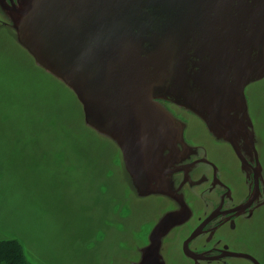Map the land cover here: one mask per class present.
Listing matches in <instances>:
<instances>
[{
	"label": "water",
	"instance_id": "95a60500",
	"mask_svg": "<svg viewBox=\"0 0 264 264\" xmlns=\"http://www.w3.org/2000/svg\"><path fill=\"white\" fill-rule=\"evenodd\" d=\"M21 14L24 46L41 68L66 75L88 121L119 146L136 193L146 194L129 165L145 171L137 154L148 141L161 153L174 121L155 99L191 110L234 149L226 116L240 107L253 143L244 87L264 70V0H31ZM83 84L90 88L82 92ZM174 221L166 216L153 228L136 264L161 261L160 232Z\"/></svg>",
	"mask_w": 264,
	"mask_h": 264
},
{
	"label": "rangeland",
	"instance_id": "374dc122",
	"mask_svg": "<svg viewBox=\"0 0 264 264\" xmlns=\"http://www.w3.org/2000/svg\"><path fill=\"white\" fill-rule=\"evenodd\" d=\"M3 4L0 35L6 45L0 58H13L9 47L15 44L22 47L23 53L15 50L25 62L15 64L12 74L8 68L0 70V243L13 245L21 264H98L97 259L99 264H136L161 203L152 205L135 193L116 141L88 121L66 75L41 68L24 46L18 25L26 1ZM46 84L67 94L79 121L71 122L75 114L65 109L63 97L62 107L51 110L50 98L35 93ZM82 87V92L90 88ZM244 93L264 171V70ZM166 102L176 108L174 113L159 106L167 119L186 120L188 135L213 143L199 116ZM177 129L173 134L182 136ZM253 216L255 226L246 231L249 249L264 264V206ZM162 258L164 264H188L180 248Z\"/></svg>",
	"mask_w": 264,
	"mask_h": 264
},
{
	"label": "flooded vegetation",
	"instance_id": "af4514ba",
	"mask_svg": "<svg viewBox=\"0 0 264 264\" xmlns=\"http://www.w3.org/2000/svg\"><path fill=\"white\" fill-rule=\"evenodd\" d=\"M155 102L176 113V108L168 102ZM241 115L239 107L229 110L226 116L234 125L231 139L236 149L226 139H215L208 130L213 143L199 142L195 135L187 134L186 120L178 118L167 128L166 143L161 153L150 152L153 142L148 141L145 155L137 154V157L141 156V165L146 166L145 171H135L129 165L139 191L146 193L144 196L137 193L138 196L146 198L152 205L161 203L160 208L155 209L157 219L152 228L166 216L175 219L174 225L160 232L159 255L162 262L164 255L180 248L188 264H261L255 251L249 249L246 231L255 226L254 212L264 206L263 162L254 140L251 143L248 131L241 123ZM175 126L177 130H183L182 136L173 134ZM122 162L132 184L123 158ZM255 187L258 195L254 198ZM134 190L137 192L136 188ZM193 233L196 235L189 240ZM186 249L200 257L194 260L186 256ZM226 251L247 254L258 263L225 254ZM141 256L142 251L140 259ZM161 261L158 258L157 264Z\"/></svg>",
	"mask_w": 264,
	"mask_h": 264
},
{
	"label": "bare ground",
	"instance_id": "6f19581e",
	"mask_svg": "<svg viewBox=\"0 0 264 264\" xmlns=\"http://www.w3.org/2000/svg\"><path fill=\"white\" fill-rule=\"evenodd\" d=\"M27 3H29L31 0H25ZM5 36L4 35H0V52L5 49V45H6V41L4 40ZM15 45V44H13ZM13 45L11 44L10 45V52H11V55L13 58H10V59H2L0 58V70L4 69V68H8L10 70V73H11V70H16L15 69V64H20L21 66L23 65V63L25 62L23 57L15 50V49H18L19 51L22 52V47L21 46H16V48L13 47ZM21 47V48H20ZM23 53V52H22ZM243 67V66H242ZM241 65L239 63L236 64V73H235V76L237 73H239L241 71ZM12 74V73H11ZM61 86V85H60ZM62 87V86H61ZM46 92H50L52 93L53 97H49L48 94H44ZM35 93L39 96V97H48L50 98V100L48 99V102H49V108L52 110H55L59 107H62V99L61 97L64 98V106H65V109H68L70 112L74 113L75 116H74V120L71 122L74 123L76 122L77 120L79 121V114L78 112L76 111V108L74 107V104H73V101L70 100L68 97H67V94L64 93L62 90H58L56 89L52 84H46L44 85L43 87H41L39 90L36 88L35 89ZM60 97V100L57 101V97ZM69 96V95H68ZM72 115H69V117H71ZM80 123L81 125H83L82 123V119L80 117ZM62 247L60 246V249ZM96 263L99 264V259H97ZM101 264H102V261H101Z\"/></svg>",
	"mask_w": 264,
	"mask_h": 264
},
{
	"label": "trees",
	"instance_id": "16d2710c",
	"mask_svg": "<svg viewBox=\"0 0 264 264\" xmlns=\"http://www.w3.org/2000/svg\"><path fill=\"white\" fill-rule=\"evenodd\" d=\"M20 256L11 244L0 243V264H21Z\"/></svg>",
	"mask_w": 264,
	"mask_h": 264
}]
</instances>
